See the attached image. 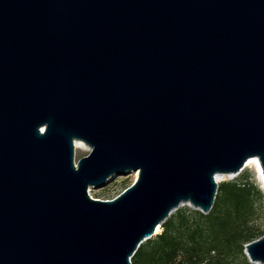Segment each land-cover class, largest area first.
<instances>
[{
	"label": "water",
	"instance_id": "1",
	"mask_svg": "<svg viewBox=\"0 0 264 264\" xmlns=\"http://www.w3.org/2000/svg\"><path fill=\"white\" fill-rule=\"evenodd\" d=\"M252 158L264 187V0H0V264H131Z\"/></svg>",
	"mask_w": 264,
	"mask_h": 264
},
{
	"label": "trees",
	"instance_id": "2",
	"mask_svg": "<svg viewBox=\"0 0 264 264\" xmlns=\"http://www.w3.org/2000/svg\"><path fill=\"white\" fill-rule=\"evenodd\" d=\"M249 192V184L227 181L218 186L208 214L179 208L159 234L140 245L131 264H251L244 246L264 230L254 233L248 224Z\"/></svg>",
	"mask_w": 264,
	"mask_h": 264
},
{
	"label": "rangeland",
	"instance_id": "3",
	"mask_svg": "<svg viewBox=\"0 0 264 264\" xmlns=\"http://www.w3.org/2000/svg\"><path fill=\"white\" fill-rule=\"evenodd\" d=\"M88 153L87 149H79L75 152V161L86 156ZM246 178H244V176ZM135 180L134 175L127 174L118 176L112 179L102 188H92L88 189L89 196L92 199L100 201H108L117 197L123 190L129 187ZM237 180L240 184L247 183L250 186L249 192V203L252 207L248 217V224L251 226L254 233L264 230V189L256 175V172L251 168H244L237 176L232 179H227L218 184V186L224 182ZM161 231V229H160ZM158 232V234L160 233Z\"/></svg>",
	"mask_w": 264,
	"mask_h": 264
},
{
	"label": "bare ground",
	"instance_id": "4",
	"mask_svg": "<svg viewBox=\"0 0 264 264\" xmlns=\"http://www.w3.org/2000/svg\"><path fill=\"white\" fill-rule=\"evenodd\" d=\"M79 149H87V146L85 144H83L82 142H74V151L76 152L77 150ZM245 168L249 167L251 168L253 171H255L258 176L263 180L262 178V175H261V168H260V165L257 161V159L255 158H252V159H249L246 163H245ZM134 175V177L136 178L137 177V173H132ZM229 177V175H217L215 177V182L217 184L227 180ZM264 189V187H263Z\"/></svg>",
	"mask_w": 264,
	"mask_h": 264
}]
</instances>
